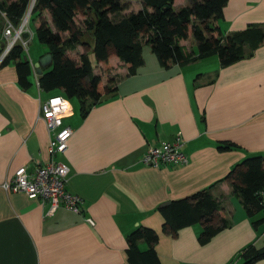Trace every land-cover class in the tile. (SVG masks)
<instances>
[{
  "label": "crops",
  "instance_id": "obj_1",
  "mask_svg": "<svg viewBox=\"0 0 264 264\" xmlns=\"http://www.w3.org/2000/svg\"><path fill=\"white\" fill-rule=\"evenodd\" d=\"M186 5L188 0L175 1L177 9ZM216 24L225 33L264 28V0H228ZM5 26L2 16L0 51ZM192 38L181 40L184 48ZM81 48L77 54L85 52ZM115 58L113 96L103 97L85 117L75 106L64 119L73 133L67 151L55 159L69 166L66 189L83 204L81 213L60 207L54 215L49 201L2 187L19 167L31 172L50 161L51 133L39 114L41 102L54 93L40 88L35 73L31 88L23 89L15 64L0 66V264H129L127 236L140 225L158 231L162 264H242L244 248L264 247V223L253 224L225 177L244 158L264 155V43L225 67L217 55L170 69L159 62L148 67L145 60L129 75ZM178 133L189 162L146 166L149 145ZM220 142L238 147L219 151ZM203 189L219 200V214L230 226L206 244L198 240L200 223L176 236L165 232L161 204ZM253 264H264V258Z\"/></svg>",
  "mask_w": 264,
  "mask_h": 264
},
{
  "label": "trees",
  "instance_id": "obj_2",
  "mask_svg": "<svg viewBox=\"0 0 264 264\" xmlns=\"http://www.w3.org/2000/svg\"><path fill=\"white\" fill-rule=\"evenodd\" d=\"M143 8L119 19L127 7L123 0H36L30 19L38 21L35 34L39 42L49 48L53 63L38 73L37 82L45 92L63 95L80 102L83 117L90 108L105 96H113L117 90L116 79L103 83L102 76L95 72L90 50L99 64L111 68L110 59L116 56L128 66L129 75H134L145 64L144 46L150 45L159 64L170 69L174 64L190 63L217 55L223 67L251 56L264 43V28L251 25L245 30L225 33L216 24L223 18L228 0H188L189 5L179 9L176 0H142ZM30 0H3L2 12L15 27H19L30 8ZM49 12L51 21L46 18ZM81 14L83 23L76 17ZM192 34L198 47L197 55L185 51L181 40ZM30 34L23 32V40ZM88 36L90 41L84 38ZM78 46L88 47L79 53L78 60L70 56ZM26 48L17 41L1 64L14 63L18 82L23 89L33 85L34 65L25 54ZM46 53V54H47ZM1 54V51H0ZM37 70V69H36ZM52 96V95H51ZM238 147L233 142H220L219 151ZM233 192L240 197L248 216L258 227L264 223V155H255L238 162L227 174ZM221 203L210 189L200 190L190 196L175 199L161 206L165 217V232L176 236L186 226L200 223L201 244L208 243L217 233L229 227V219L219 214ZM262 214L261 216H259ZM158 231L140 225L127 236L129 264H162L156 244ZM141 242L148 247L141 248ZM242 264H253L264 258V247L249 245L240 254Z\"/></svg>",
  "mask_w": 264,
  "mask_h": 264
},
{
  "label": "built area",
  "instance_id": "obj_3",
  "mask_svg": "<svg viewBox=\"0 0 264 264\" xmlns=\"http://www.w3.org/2000/svg\"><path fill=\"white\" fill-rule=\"evenodd\" d=\"M29 13H31L30 9L21 25L15 27L2 12L3 17L6 18L4 29L6 41L4 48H1L0 66L17 41H21L25 48L28 45V41L23 40L22 34L28 31L26 28L31 15H28ZM34 71L38 76L35 67ZM72 111L70 100L63 95H53L41 102L39 118L44 120L51 133L49 145L51 159L31 172L26 167H19L13 177L7 179L2 185L7 192H23L30 199L40 198L43 202L49 201V215H54L60 207H65L75 213L82 211L83 198L66 189L69 166L55 159L58 154H63L68 149V141L73 129L65 124L64 119ZM185 143V138L178 133L172 140L151 144L143 157V162L151 167L186 165L189 158L184 151Z\"/></svg>",
  "mask_w": 264,
  "mask_h": 264
},
{
  "label": "rangeland",
  "instance_id": "obj_4",
  "mask_svg": "<svg viewBox=\"0 0 264 264\" xmlns=\"http://www.w3.org/2000/svg\"><path fill=\"white\" fill-rule=\"evenodd\" d=\"M123 3L126 5V9L123 10L120 14L114 15L113 17L116 19H119L125 15L130 14L131 12H137L139 10H141L143 8V1L142 0H123ZM30 9V8H29ZM29 11V10H28ZM31 13H29L28 15H30ZM46 18L51 21V17L49 12L45 13ZM84 20L83 15L79 14L76 17V21L78 24H82ZM37 22V20L34 19V16H32L31 19H29V23L27 25L28 32L30 34L29 38H28V45H26V50H25V54L30 58V60H33L35 58H37V60H39L41 58V56L45 53L48 52V46L46 44H42L41 42H39L38 38L36 37L35 31H36V27H35V23ZM193 37V36H192ZM87 41H90L89 37L86 36L84 38ZM189 43V45H187V47H185V49H187V51L190 50H195L198 51V47L196 44V41L194 38H192L191 40H188L187 44ZM192 45V47H191ZM83 50H87L88 47L86 46H82ZM70 56H72L73 58L77 59L79 58L77 51H71ZM90 58L95 66V71L97 74H100L102 76L103 79V83H107L109 81L110 78H112L113 76V67L111 66L110 69L106 68L105 66H98V62L95 58V54L93 53V51L90 50ZM116 56H113V61L116 60L115 58ZM144 58L147 62L148 67H152L153 65L157 64L159 61L157 59V56L153 53L152 48L150 45L146 44L144 46ZM154 61V62H153ZM35 66V64H34ZM207 66L209 67V70H213L215 68V66L213 65L212 60H210L209 63H207ZM113 75V76H112ZM35 77V75H33ZM33 77V78H34ZM46 95V94H45ZM44 95V96H45ZM73 109L76 106L77 109L80 108V102L78 99L73 98V99H69Z\"/></svg>",
  "mask_w": 264,
  "mask_h": 264
},
{
  "label": "water",
  "instance_id": "obj_5",
  "mask_svg": "<svg viewBox=\"0 0 264 264\" xmlns=\"http://www.w3.org/2000/svg\"><path fill=\"white\" fill-rule=\"evenodd\" d=\"M36 0H33L31 2V5H30V12L32 11L33 7H34V4H35ZM5 44L3 43L1 45V48H4ZM53 63V56L51 53H47L45 55H43L36 63H35V68L37 69V71L39 73H41L43 71V69L47 68L48 66H50L51 64ZM170 204V201H167L163 204H161V206H167Z\"/></svg>",
  "mask_w": 264,
  "mask_h": 264
}]
</instances>
